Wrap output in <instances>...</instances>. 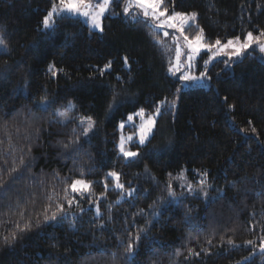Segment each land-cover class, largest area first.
<instances>
[{
  "label": "trees",
  "instance_id": "trees-1",
  "mask_svg": "<svg viewBox=\"0 0 264 264\" xmlns=\"http://www.w3.org/2000/svg\"><path fill=\"white\" fill-rule=\"evenodd\" d=\"M52 4L0 0V32L7 44L0 47V169L24 158L18 172H0V264H264L259 249L264 237L263 56L249 52L227 65L218 59L208 69L206 86L182 90L180 80L169 75L172 54L163 34L156 33L161 45L152 28L115 15L119 1L103 19L101 33L67 15L55 17L53 28L43 31ZM165 4L169 13H197L190 35L198 26L207 43L264 30V0ZM45 97L46 109L41 107ZM69 103L75 105L70 115L96 121L93 132L77 143H72V128L80 131L75 121L54 122ZM157 106L161 114L154 134L146 145L134 144L140 155L126 160L117 149L119 124L140 109L154 113ZM110 171L120 173L125 188L135 189L132 196L121 200L110 178L104 188ZM81 172L93 182V195L71 193L83 211L67 207V185L61 183L81 178ZM183 172L190 181L204 178L213 187L212 198L170 196L178 192L174 177ZM50 203L49 215L57 203H65L67 217L58 213L45 222L42 213ZM28 220L31 229L19 232L16 224L23 227ZM12 231L17 239L5 243L3 237ZM137 232L140 240L127 253L126 243Z\"/></svg>",
  "mask_w": 264,
  "mask_h": 264
},
{
  "label": "snow or ice",
  "instance_id": "snow-or-ice-1",
  "mask_svg": "<svg viewBox=\"0 0 264 264\" xmlns=\"http://www.w3.org/2000/svg\"><path fill=\"white\" fill-rule=\"evenodd\" d=\"M114 0H53V4L51 10L47 12V14L43 17L42 24L45 29H50L55 24V17L61 16L63 13H67L72 16H82L88 19L91 28L98 29L100 32L104 31V27L102 24V20L105 16V13L109 12L110 8L113 5ZM122 3V13L130 20L135 23H143L146 27H150L153 30L154 38H156V42L158 44L163 45L164 41L159 39L156 36V33L162 32L164 37L169 36V32L165 29H173L178 35L172 37L173 42L179 45L180 41L183 40L190 50V54L187 56V61L185 65V71L180 76V79L186 82L187 84H198L202 80H211V76L208 75L207 65L211 62V60L215 59L217 56L225 55L228 57V60L224 61L227 65L228 61H230L233 57H239L244 53L247 49L252 48L253 45H256L261 53H264V30H259L258 34L254 35L253 32H247L245 40L241 41L240 37H235L234 39L227 40L226 43H222L220 39L215 40L214 43L205 42V38L203 35V29L198 28L197 26V34L192 38L186 34V28L192 27V22L196 20L197 13H183L177 12L173 10L171 14H169V6L165 4V0H121ZM171 3L174 4V0H171ZM0 47L6 49L7 44L6 40L0 32ZM204 49L207 52L211 53V57L208 60L204 61V71L200 72L199 75H195L192 71L193 65L192 61L195 56L199 55L200 51ZM125 64L128 62V58L125 56L124 58ZM169 69L168 71L175 75L177 72H180V56H179V48H177V56L176 61L173 63L169 60ZM111 62H109L105 68H110ZM49 71L52 75H56V71L54 70V66H50ZM103 74V70L101 72ZM179 91V89H177ZM45 103L41 104L42 108L47 107V98H43ZM224 100L227 101V97H224ZM164 101L161 102L163 104ZM171 107L175 106V100L169 102ZM230 107H234L231 105ZM75 105L69 103V105L62 111H57V120L55 123H62L67 126L70 122L75 121L77 123L78 128L80 129L77 132V128H72V135L74 139L72 143H77L79 141L80 136L88 137L90 132L96 127V121L92 119L91 116H80V117H71L69 115L70 109H74ZM160 115V106H157L154 109V113L152 115H146L144 109H140L138 112H135L133 115L127 116V121L132 122L136 117L140 119V124L138 127V145H143L153 133V129L156 126V117ZM251 123V122H249ZM124 122L119 124V128L122 130L124 128ZM252 131L255 132L256 129L253 127ZM133 137L128 136L120 137V143L118 145L119 153L129 160H133L137 158L140 153L139 151H133L130 147H128V142L132 141ZM11 137L9 134V149L12 150V145L10 143ZM4 142L0 140V144ZM69 145H65L68 147ZM30 151V149H29ZM4 164H8V160H4ZM24 164V158L21 156L19 158V165L16 164L15 161H12L11 167H4L0 169V172H7L9 175L12 173L19 171V166ZM147 170V169H146ZM58 175V174H57ZM171 175V174H169ZM208 175L207 171L202 172V176L206 177ZM109 178H111V182L114 184V188L119 190L118 194L120 195V199L123 200L125 196H132L135 192L134 188L128 187L125 188V184L121 182L120 173L116 171H110L106 174L104 181V188L107 190L109 184ZM182 176H178L177 179H182ZM61 183H65L67 186L63 189L65 195L63 197L64 201L67 204L68 208L75 206L76 208L83 211L80 205V201L77 199L75 195H71V193H78L80 196H84L85 193L88 195H93L92 192V181H88L83 178V172H81V178L72 179L70 182L65 178L61 181ZM2 186V184H0ZM235 186V185H233ZM192 189L189 187V192ZM53 194H55V190L53 189ZM103 195V194H101ZM170 196L175 197L176 193L174 191L169 192ZM205 197H207V192L203 193ZM51 200V197H49ZM96 206V216L100 217L101 212L99 208L98 200L93 201ZM51 203L46 207L45 211L42 213L43 219L45 222L50 220H55L57 214H62L64 217H67V212L65 211V203H57L55 205L56 211L51 212L49 215L47 208H50ZM140 213H143V209L139 210ZM21 219L24 218L23 212L20 214ZM37 219H39L37 217ZM32 227L31 220H28L23 227L20 226L19 223L16 224V228L19 232L29 231ZM102 227V225H101ZM17 239V231H12L10 236H4L3 240L5 243H11ZM140 240L139 232L132 237V242L126 243L125 251L127 253H132L134 251V242L138 243ZM208 244L212 243V240L207 241ZM227 243L233 247H236L235 241L232 239H228ZM248 245H254L255 241L248 240L245 242ZM259 249L261 253H264V237H261V244L259 245ZM190 254L199 255V252H195L194 249H188ZM179 255V254H178ZM247 259V258H246ZM239 264V262H238Z\"/></svg>",
  "mask_w": 264,
  "mask_h": 264
},
{
  "label": "rangeland",
  "instance_id": "rangeland-1",
  "mask_svg": "<svg viewBox=\"0 0 264 264\" xmlns=\"http://www.w3.org/2000/svg\"><path fill=\"white\" fill-rule=\"evenodd\" d=\"M116 1L120 2L121 7H120V10H118L115 13V15H119L120 13L123 14L122 13L121 0H114L113 4ZM93 2H95V0H93ZM112 7H113V5H112ZM112 7L110 8L109 12L105 13L104 18L110 13V11L112 10ZM169 14H171V13H169ZM62 15L72 16V15H69L67 13H63ZM56 17H59V16H56ZM72 17H76V18H79V19L83 20L85 22V24L91 29V31L101 33L98 29L91 28V25H90V23H89L87 18L82 17V16H72ZM102 24H103V20H102ZM193 25H196V20L194 22H192V26ZM52 28L45 29L44 27H42L43 31H48V30H51ZM165 30H167L169 32V36L164 37V39L167 42L169 50H170V52L172 54V62L175 63V61H176L177 48H179V56H180V69H181V71L177 72L175 75H173L172 73H170L168 71L169 75L170 76H175V77H177L180 80V82L182 84V90H188V89H191V88L206 86L209 80H202L198 84L193 83V84L189 85V84H187L186 82H184L183 80L180 79V76L186 70L185 69V65H186V61H187V56L190 54V50L188 49L187 45L185 44V42L183 40L180 41L179 45H177L176 43L173 42L172 37L175 36V35H178V33H176L175 30H173V29H165ZM160 33H162V32H160ZM190 33L191 32L189 31V28H186V34L189 36V38H192L193 36H195L197 34L196 33L195 35L191 36ZM254 35H256V34H254ZM245 38H246V36L243 39H241V41L245 40ZM254 51L260 53L263 56V58H264V53H261L259 51L258 47L256 45H253L252 48L247 49L244 53H242L241 56L233 57L230 61H228V63L229 64L230 63H235V62L239 61L240 59H242L244 57V55H246L247 53L254 52ZM210 57H211V53L207 52L204 49H202L200 51L199 55L194 57V59L192 61V65H193L192 71H193V73L195 75H199L200 72L204 71V68H205L204 61L208 60ZM218 59L228 60V57L225 56V55H220V56H217L215 59L211 60V62L207 65V72H208V69L211 66V64L214 61L218 60ZM133 114L134 113H132L130 115H133ZM152 114L153 113L148 114V115H152ZM160 114H161V108H160ZM70 116L74 117L73 115H70ZM159 116L156 117V124H157V121L159 119ZM122 122H124L125 126H124V128L122 130L118 127V132H119V140L117 142L118 151H119L118 145L120 143V137L121 136H124L125 138L128 137V136H132L133 139H132V141L128 142L127 146L130 147L131 150H133V151H138L137 149H134L133 147H134V144H138V127H139V124H140V119L138 117H136L132 122H128L127 119L123 120ZM155 128H156V126H155ZM155 128L153 129L152 135L154 134ZM90 133H89V135H90ZM152 135L149 136L148 140L143 145H139V146L146 145L148 143V141L151 139ZM125 159L129 160L128 158H125ZM178 176H182L183 178L182 179H177ZM178 176L174 177V181H178V187L177 188L173 187L174 190H178L177 194L174 197L175 199H178L179 197H184L186 195H197V196H200L201 198H203L205 200H208V199L212 198V196H213V193H212L213 187L211 185L207 184L206 180L204 178L199 177V178H196L194 181H190V180H188L185 177V172L181 173ZM110 187L114 188V184L112 182H111V186ZM189 187L192 189L191 192H189ZM205 192H207V194H208L207 197H205L203 195V193H205ZM86 194L87 193H85V195ZM126 198H129V197L125 196L124 199H126Z\"/></svg>",
  "mask_w": 264,
  "mask_h": 264
}]
</instances>
